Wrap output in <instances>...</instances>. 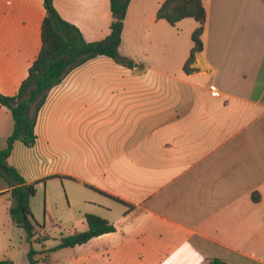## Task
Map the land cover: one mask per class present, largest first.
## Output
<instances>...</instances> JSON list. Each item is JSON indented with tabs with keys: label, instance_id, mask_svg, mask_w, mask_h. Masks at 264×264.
I'll list each match as a JSON object with an SVG mask.
<instances>
[{
	"label": "crops",
	"instance_id": "1",
	"mask_svg": "<svg viewBox=\"0 0 264 264\" xmlns=\"http://www.w3.org/2000/svg\"><path fill=\"white\" fill-rule=\"evenodd\" d=\"M164 2L132 0L120 46L128 63L100 56L69 71L36 114V143L17 141L8 163L50 206L63 194L83 231L87 214L115 226L68 248L66 264H264V1L204 0L190 74L199 24L159 20ZM54 4L87 42L110 34V0ZM46 14L43 0H0V96L28 77ZM13 130L0 105V150ZM12 205L0 177V260H14L21 230Z\"/></svg>",
	"mask_w": 264,
	"mask_h": 264
},
{
	"label": "trees",
	"instance_id": "2",
	"mask_svg": "<svg viewBox=\"0 0 264 264\" xmlns=\"http://www.w3.org/2000/svg\"><path fill=\"white\" fill-rule=\"evenodd\" d=\"M43 1L47 14L42 24L40 54L30 67L28 77L22 83L18 94L12 97L0 96V105L10 109L14 119V130L8 138V145L0 150V177L11 189L12 221L25 231L29 241L39 234L31 210V201L36 195L37 183H27L21 173L8 163V158L17 141L27 147L34 146L37 139L36 114L45 103L49 92L61 84L69 71L100 56L128 63L120 56V46L128 8L132 2V0H110L112 12L110 34L101 41L87 42L80 29L60 15L54 0ZM157 17L171 26H176L185 19H193L199 24L192 35L194 46L184 65V71L187 74L192 73L194 69L191 65L195 61V54L203 50L201 36L207 21L204 0H165L158 10ZM85 218L88 230L63 237L58 249L74 248L88 243L95 237L116 231L113 224L97 215L87 214ZM33 254L30 251V264H35ZM0 264L15 263L7 259L0 260ZM210 264L227 263L215 258L210 260Z\"/></svg>",
	"mask_w": 264,
	"mask_h": 264
},
{
	"label": "rangeland",
	"instance_id": "3",
	"mask_svg": "<svg viewBox=\"0 0 264 264\" xmlns=\"http://www.w3.org/2000/svg\"><path fill=\"white\" fill-rule=\"evenodd\" d=\"M188 22H194L192 19ZM183 31L186 34L188 32L184 27ZM71 169L79 170L78 165H71ZM34 198L33 208L35 214L39 217V224L35 222L37 230L44 231L46 236L40 238L39 235L33 240L29 241L25 231L21 228L19 233L15 235V264H30L29 253L32 251L33 261L35 264H66L67 259L74 257L75 251L71 249H58L63 237L72 236L74 234L85 232L83 231V225L85 224L84 217L77 211L69 209L67 200H64V204L59 201L62 200L63 194L56 200H52L55 204L50 206V203L46 201V190H39ZM34 216V215H33ZM47 216V217H46ZM51 220L57 221L62 226H50L44 227V223ZM49 227V228H48ZM47 254L49 257L44 259Z\"/></svg>",
	"mask_w": 264,
	"mask_h": 264
},
{
	"label": "built area",
	"instance_id": "4",
	"mask_svg": "<svg viewBox=\"0 0 264 264\" xmlns=\"http://www.w3.org/2000/svg\"><path fill=\"white\" fill-rule=\"evenodd\" d=\"M38 235H39L40 238H44V237H45V232H44V231H40ZM35 238H36V237H35ZM47 257H48V256L45 255L43 258H44V259H47Z\"/></svg>",
	"mask_w": 264,
	"mask_h": 264
}]
</instances>
